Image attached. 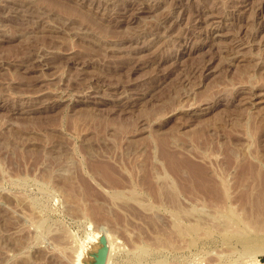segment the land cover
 Masks as SVG:
<instances>
[{
	"label": "rangeland",
	"instance_id": "obj_1",
	"mask_svg": "<svg viewBox=\"0 0 264 264\" xmlns=\"http://www.w3.org/2000/svg\"><path fill=\"white\" fill-rule=\"evenodd\" d=\"M105 245L264 264V0H0V264Z\"/></svg>",
	"mask_w": 264,
	"mask_h": 264
},
{
	"label": "water",
	"instance_id": "obj_2",
	"mask_svg": "<svg viewBox=\"0 0 264 264\" xmlns=\"http://www.w3.org/2000/svg\"><path fill=\"white\" fill-rule=\"evenodd\" d=\"M104 241L106 243L105 239ZM107 256H108V247L107 245H105V247H103V249L98 254L96 264H106Z\"/></svg>",
	"mask_w": 264,
	"mask_h": 264
},
{
	"label": "bare ground",
	"instance_id": "obj_3",
	"mask_svg": "<svg viewBox=\"0 0 264 264\" xmlns=\"http://www.w3.org/2000/svg\"><path fill=\"white\" fill-rule=\"evenodd\" d=\"M150 4V3H149ZM125 17V16H124ZM261 253V252H260ZM95 260V259H94ZM95 262V261H94ZM93 261H88L87 264H95ZM261 263L259 260H255L254 264H259Z\"/></svg>",
	"mask_w": 264,
	"mask_h": 264
}]
</instances>
